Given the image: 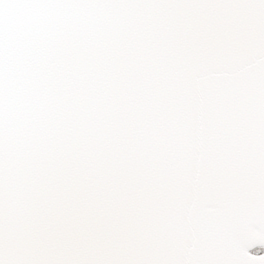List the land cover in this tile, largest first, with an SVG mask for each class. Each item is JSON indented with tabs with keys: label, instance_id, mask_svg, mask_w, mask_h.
I'll return each instance as SVG.
<instances>
[{
	"label": "snow or ice",
	"instance_id": "1",
	"mask_svg": "<svg viewBox=\"0 0 264 264\" xmlns=\"http://www.w3.org/2000/svg\"><path fill=\"white\" fill-rule=\"evenodd\" d=\"M0 264H264V0H0Z\"/></svg>",
	"mask_w": 264,
	"mask_h": 264
}]
</instances>
